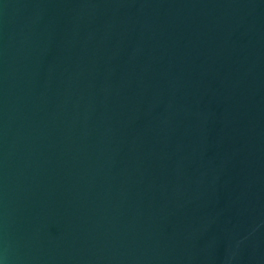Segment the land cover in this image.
Instances as JSON below:
<instances>
[{
	"label": "water",
	"instance_id": "obj_1",
	"mask_svg": "<svg viewBox=\"0 0 264 264\" xmlns=\"http://www.w3.org/2000/svg\"><path fill=\"white\" fill-rule=\"evenodd\" d=\"M0 264H264V0H0Z\"/></svg>",
	"mask_w": 264,
	"mask_h": 264
}]
</instances>
